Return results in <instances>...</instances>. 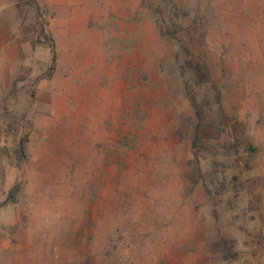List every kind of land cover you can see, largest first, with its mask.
<instances>
[{
	"label": "rangeland",
	"instance_id": "374dc122",
	"mask_svg": "<svg viewBox=\"0 0 264 264\" xmlns=\"http://www.w3.org/2000/svg\"><path fill=\"white\" fill-rule=\"evenodd\" d=\"M0 264H264V0H0Z\"/></svg>",
	"mask_w": 264,
	"mask_h": 264
},
{
	"label": "trees",
	"instance_id": "16d2710c",
	"mask_svg": "<svg viewBox=\"0 0 264 264\" xmlns=\"http://www.w3.org/2000/svg\"><path fill=\"white\" fill-rule=\"evenodd\" d=\"M187 65L190 71L188 80L194 82H201L205 76L201 73L198 63L196 62L193 64L192 62H189ZM246 143L248 145V148L252 149V145L249 142Z\"/></svg>",
	"mask_w": 264,
	"mask_h": 264
}]
</instances>
